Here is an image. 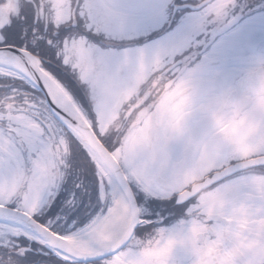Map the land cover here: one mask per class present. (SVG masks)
<instances>
[{"label": "snow or ice", "instance_id": "snow-or-ice-1", "mask_svg": "<svg viewBox=\"0 0 264 264\" xmlns=\"http://www.w3.org/2000/svg\"><path fill=\"white\" fill-rule=\"evenodd\" d=\"M256 51L264 0H0V264H264V226L203 250L264 213V132L212 118Z\"/></svg>", "mask_w": 264, "mask_h": 264}, {"label": "clouds", "instance_id": "clouds-1", "mask_svg": "<svg viewBox=\"0 0 264 264\" xmlns=\"http://www.w3.org/2000/svg\"><path fill=\"white\" fill-rule=\"evenodd\" d=\"M149 87L151 91L148 94L152 96V104L159 106L165 94L173 91L175 85L173 84L170 88L165 80L157 77ZM251 91L253 106L257 110L264 111V79L253 85ZM212 118L217 135L238 145L246 144L254 132V129L248 123V115L241 107L222 104ZM119 126L117 124V127ZM241 234V225H231L230 228L226 227L224 232L218 233L211 240L205 235L203 250L207 253L206 258L215 255L216 251L224 250L225 240L231 238L233 242H236ZM175 244L176 240L174 239L173 246ZM209 249L212 250L210 253L208 252Z\"/></svg>", "mask_w": 264, "mask_h": 264}, {"label": "flooded vegetation", "instance_id": "flooded-vegetation-1", "mask_svg": "<svg viewBox=\"0 0 264 264\" xmlns=\"http://www.w3.org/2000/svg\"><path fill=\"white\" fill-rule=\"evenodd\" d=\"M19 2L22 10L23 0H19ZM262 79H264V55L256 51L250 54V59L246 63L238 66L234 81L227 85V87L236 89V92L233 94L235 99H240L244 96L251 98L248 101L247 108L243 109L245 112L250 113L248 115V123L254 127L257 125L255 128L252 127L254 129L252 135H255L260 130L264 132V122L254 119V116L261 112V110H257L253 106L251 91L253 85ZM222 223L241 225L242 234L247 235L249 230L264 226V213L257 215L254 210L246 208L242 212H237L233 217L223 220Z\"/></svg>", "mask_w": 264, "mask_h": 264}, {"label": "rangeland", "instance_id": "rangeland-1", "mask_svg": "<svg viewBox=\"0 0 264 264\" xmlns=\"http://www.w3.org/2000/svg\"><path fill=\"white\" fill-rule=\"evenodd\" d=\"M263 122H264V121H263ZM252 127H254V126H252ZM255 127H257V125H255ZM255 127H254V128H255ZM259 132H261V130H260ZM255 134H256V133H255ZM253 136H254V135H251V136L249 137V139H248L247 142L251 141V139L253 138Z\"/></svg>", "mask_w": 264, "mask_h": 264}]
</instances>
